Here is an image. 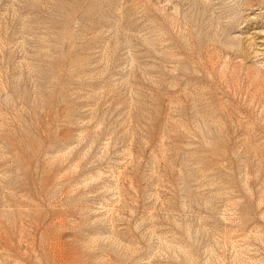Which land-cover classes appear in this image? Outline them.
Returning <instances> with one entry per match:
<instances>
[{"label":"rangeland","instance_id":"rangeland-1","mask_svg":"<svg viewBox=\"0 0 264 264\" xmlns=\"http://www.w3.org/2000/svg\"><path fill=\"white\" fill-rule=\"evenodd\" d=\"M0 264H264V0H0Z\"/></svg>","mask_w":264,"mask_h":264}]
</instances>
